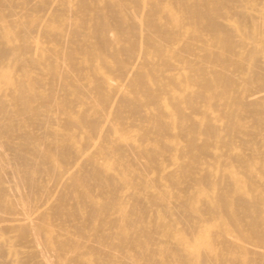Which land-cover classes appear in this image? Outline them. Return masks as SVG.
<instances>
[{"label":"bare ground","instance_id":"obj_1","mask_svg":"<svg viewBox=\"0 0 264 264\" xmlns=\"http://www.w3.org/2000/svg\"><path fill=\"white\" fill-rule=\"evenodd\" d=\"M41 1L34 22L0 13V255L253 264L236 261L229 225L264 213V0ZM207 224L239 256L219 259Z\"/></svg>","mask_w":264,"mask_h":264},{"label":"rangeland","instance_id":"obj_2","mask_svg":"<svg viewBox=\"0 0 264 264\" xmlns=\"http://www.w3.org/2000/svg\"><path fill=\"white\" fill-rule=\"evenodd\" d=\"M12 1H14V0H12ZM25 1L27 2L28 0H24V1H23V0H15V1H14V2H15V3H14L15 5L12 3V4L14 5V7H13L12 4L10 5L9 8H8L7 6H4V7L6 8L7 12L10 11L9 13H11V12H12L11 10H13L12 8L15 9L16 7H19V6H20V7H19L20 10H18V8H17L18 12H17V10H13V12H12L13 14H14L15 12L18 13V14L15 13L14 17H15L16 20H18V21H20V22H22V21L24 22V19H26V17H27V19H29L28 17L32 18V19H29V20H30L31 22H32V21L34 22L35 19H36L37 17H38V18H42L41 16H44V15H42V14H45V15L49 14L48 10L45 11V12H44V11L42 12V10L40 9L39 11L42 13V14L40 13L41 16L38 15V16L35 17V15H36L37 13L39 14V12H37V10H35V9H36V8H35V5L37 4V3H36V0H32V3L30 2L31 0H29V2H30L31 4H29V2H27L28 4H26V7H25V5H22V4H25V3H26ZM37 1L39 2V1H41V0H37ZM42 1H44L43 4L46 3V4H45V7H46L50 2H51V5H53V4H54V5H57V4H60V3H61V0L58 1V2H57L56 0H54L53 2H52V1H48V0H46V1H45V0H42ZM42 1H41V3H42ZM247 1H248L249 3H251V0H250V1L247 0ZM252 1H253V0H252ZM256 1L259 2V0H256ZM262 1H263V0H262ZM47 2H49V3H47ZM245 2H246V1H245ZM17 3H18V4H17ZM19 3H20L21 5H19ZM34 3H35V4H34ZM16 4H17V5H16ZM244 4H245V3H244ZM246 4H248V3H246ZM29 5H30V7H29ZM51 5L49 4L48 6H51ZM248 5H249V4H248ZM11 6H12V8H11ZM245 6L248 7V9L251 8V9H249V10L247 9V11H248L250 14H252V16H253L254 14H255L254 16H257V14L259 13L258 11H260L259 8H258L257 6H255V5H254V6H252V5H250V6L245 5ZM4 7H1L0 9H2V8H4ZM27 7L31 8V10L36 11V12H33V13L31 14L33 17H31V15H30L31 12H28V8H27ZM32 7H34L35 9H34V8L32 9ZM252 7H253V8H252ZM256 7H257V8H256ZM260 7H261V5H260ZM5 8H4V9H5ZM24 8L27 9V10L24 11V10H23ZM10 9H11V10H10ZM44 9H45V8H44ZM254 9H256V10H254ZM8 10H9V11H8ZM21 10H23V12H25V13H28L30 16H29V15L27 16V14L21 13V14L23 15V18H21L20 15H19L20 12H21ZM31 10L29 9V11H31ZM3 11H4L3 9L0 10V13H2ZM14 11H15V12H14ZM253 11H255V12H253ZM7 12H6V14H5V13H2V14H3L4 16H5V15H8ZM34 13H35V15H34ZM10 15H11V14H10ZM10 15H8L7 17L5 16L6 21H9L10 19H11V20L14 19L13 15H11V16H10ZM67 15H69V14H66L64 18H67ZM16 16H18V17H20V18H17ZM24 16H25V17H24ZM8 17H11V18H10V19H7ZM44 17H45V16H44ZM34 18H35V19H34ZM69 18H70V17H69ZM5 19H4V21H5ZM27 19H26L25 21H28ZM70 19H71V18H70ZM11 20H10L9 22H7V23L10 24ZM36 20H37V19H36ZM39 20H40V19H39ZM6 21H5V22H6ZM18 27L21 28L20 26H18ZM18 27H17V28H18ZM17 28H16V29H17ZM19 28H18V29H19ZM18 29H17V30H18ZM33 34L35 35V33H32V35H33ZM34 35H33V36H34ZM65 38H66V37H65ZM65 38H60V40H58V45H57V46H59V47L65 46V45H66V43L64 44V42H66V41H65ZM61 42H62L63 44H62ZM48 44H49V46H52V47L56 45V44H52V43H49V42L47 43V45H48ZM59 44H60V45H59ZM6 62H7V61H6ZM6 62H5V63H6ZM111 82H113V81H111ZM221 107L225 108V107L223 106V102H221ZM219 108H220V107H219ZM223 108H220L219 110L221 111V110H223ZM228 109H229V108H226V110H228ZM45 120H46V118H45ZM221 120H224V119H221ZM217 121H218V122H216L217 125H221L222 123H223V124H222L223 126L225 125V124H224L225 120H224V121H221V123L219 122V119H218ZM219 123H220V124H219ZM223 126H222V128H221L222 130L219 129V130L221 131V133L224 132V130H223L224 127H223ZM218 127L220 128L221 126H218ZM42 129H43V128H42ZM42 129H41V130L39 129V130H38V133L41 135V134L44 132V135H45V134H46L45 132L47 131V129H45V131L42 130ZM222 131H223V132H222ZM224 133H225V132H224ZM224 133H223V134H224ZM224 136H226V133L224 134ZM221 137H223V135H222ZM245 139H246V138H245ZM243 148L246 150V146H245V147L243 146ZM245 150H244V151H245ZM220 151L222 152V155H223L224 151H222V150H220ZM220 151H216L217 154L221 155V153H219ZM244 151H243V152H244ZM225 152H226V151H225ZM231 152H232V151H231ZM244 153H246V151H245ZM227 154H230V152H229V153L227 152V153H225L224 155L226 156ZM222 155H221L220 157H221V158L223 157V158H222V160H221L220 162H224L223 160H226V157H224V155H223V156H222ZM221 158H220V159H221ZM220 159H219V160H220ZM225 162H227V160H226ZM227 166H228V165H227ZM221 168H224V169H222V171L219 170V172H220L221 174L223 173V175H226V174H227V173H226V172H227V169H229V167H226V168H225V166H221L220 169H221ZM138 171H140V168L138 169ZM141 171H142V170H141ZM141 171H140V172H141ZM228 171H229V170H228ZM228 173H229V172H228ZM218 175L220 176V174H218ZM221 176H222V175H221ZM31 189H33V187L29 188V190H28L29 192L27 191L28 194L31 193L30 195H32V190H31ZM260 189H261V188H259V190H260ZM259 190L257 189V190H256V191H257L256 193H258ZM260 191L262 192V190H260ZM121 192H122V191H119L120 194L125 193V191H123V193H121ZM254 192H255V191H254ZM254 192L252 193L251 197H252V196H253V197H255V196L257 197V196H259V195H258L259 193L256 195V193H254ZM261 192H260V195L262 194ZM30 195H29V197H30ZM263 195H264V194H262V195L259 196V197L262 198ZM31 197H32V196H31ZM256 197H255V198H256ZM257 198H258V197H257ZM30 199H31V198H30ZM30 199H29V200H30ZM259 199H260V198L257 199V202H258V205L256 206V212H257V213H260V212H261L260 207H261L262 210L264 209V203H261V202H264V198L262 199L261 202H260ZM31 200H32V199H31ZM262 204H263V206H260V205H262ZM257 207H258V208H257ZM258 210H259L260 212H259ZM263 211H264V210H263ZM263 211H262V212H263ZM244 213H245L246 216L243 217V218H244V221H243L244 224L242 223L243 225H242V224H240V225L238 224V223H241L242 220H243L241 217H240V218H241L242 220H241V219L236 220V221H238V223H236V222H232V223H234V224L236 223L235 225L231 224V226H233V227H235V228H233V227H231V226L229 225L230 230H231V231H229V232L234 233V236H235V237H233L232 234H230V235H232V236L229 235V236H230V239H231V241H232L231 244H233L232 246H234V248H238V247L241 246V245H242V247L244 246L243 248L240 247V248H242L241 251H240V248H238L239 250L236 249V250L239 252L238 254L243 253V254H240V255H241L240 257L243 258V259H241V258H237L236 261L239 262V263H241V262H243V261H244L245 263H249V261H252V259H253V257H254L253 261L255 260V262H250V263H253V264H264V257L262 256V257H263V260L261 259L262 257H260V256L263 254V253L261 254V252H262V251L264 252V250L262 249V248H264V245L262 246V243H264V242H262V240L264 241V237H263V235H264V229L261 228V225L264 224V223H262V222H261L262 220L260 219V218L263 217V214H264V213H260V215H259L260 218H258L257 214H255L256 217L258 218V219L256 218V219H257V222H258V223L260 222V225L258 224V227H257V228L260 227V228H259V231H260V229H261V231H260L261 233H260V232L258 233V229H257L256 227H255V228H254V227H251V225H252V224H251V223H252V219H251V217H249L250 215L247 214V212H242V213L240 214V216H243ZM242 214H243V215H242ZM247 215H249L248 217H249V219H251V222H249V219H247L248 221L246 222L245 219H246ZM261 216H262V217H261ZM259 219H260L261 221H258ZM245 222H246L247 224H246ZM263 222H264V220H263ZM204 224H206V223H204ZM245 225H246L249 229H248V228L246 229V226H245ZM248 225H249V226H248ZM242 226H243V227H242ZM262 227H264V226H262ZM200 228H201V231H202V235H203V237H204V240H208V239H210L209 241H213L212 238H211V237L213 236V233L210 234V231H211V230L214 231V229H217L216 231L219 230V232L221 233L220 228H219L218 226H213L212 224H207V225H205V226H204V225H200ZM218 228H219V229H218ZM231 228H233L234 230H232ZM250 228H252V229H251L252 232H251ZM244 229H245V230H244ZM254 229H255V230H254ZM204 230H205V231H204ZM236 230H237V231H236ZM239 230H240V232H239ZM246 230H248L249 233H248ZM249 230H250V231H249ZM256 230H257V231H256ZM207 231H208V232H207ZM212 231H211V232H212ZM233 231H234V232H233ZM254 231H255V232H254ZM206 232H207V233H206ZM235 232H237V233H235ZM238 232H239V233H238ZM245 232L247 233V235H245V234H246ZM250 232H251V233H250ZM262 232H263V234H262ZM208 233H209V235H208ZM241 233H242V234H241ZM255 233H256V234L258 233L259 235L255 236V235H256ZM237 234H238L239 236H241L242 238L236 237ZM250 234H251V235L253 234V235L250 236ZM260 234L262 235L263 239H259V236H261ZM242 235H243V236H242ZM248 235H249L251 238H250ZM155 236H156V235H154V237H155ZM206 236H207V237L209 236L210 238H206V239H205ZM245 236L249 237L251 240H252V237L254 236L255 238L253 237V239L255 240V243H256L257 245H254V244H253V243H254V240H252V241L249 240V241H248V240H247V237H245ZM214 237H215V236H214ZM231 237H232L233 239H232ZM244 237H245V239H244ZM220 238H221V239H220ZM238 238H239V239H238ZM257 238H258L259 240H258ZM215 239H217V240H215ZM222 239L224 240V236H223V237H218V238L215 237L214 240H215L216 242L213 241L214 244H216V243H218V242H222V243H221L222 246L219 245V243L216 244V245H213V246L215 247V251L218 249L219 246H221V248H220L219 250H217L216 253H217L218 255H220V254H221V255L225 254V256H226L227 253H230V252L232 251V250H230V249H231L230 247H232V246H229V244H226ZM241 239H242V241H241ZM246 240H247V241H246ZM233 241H234V242H233ZM258 242H259V243H258ZM188 243H191V242L188 241ZM188 243L186 242V243H184L185 245L182 244V245L180 246V248L183 249L182 252L185 250V251L188 253V251H192V248H191V247H194L193 249H195V252L197 253V252H198L197 250H199V249L196 247V245H195L194 243L188 245ZM250 243H251V244H250ZM225 244L227 245V247H225ZM231 244H230V245H231ZM235 244H236V247H235ZM258 244H259V245H258ZM193 245H194V246H193ZM253 245H254V246H253ZM187 246H188V247H187ZM189 246H191V247L189 248ZM216 246H217V249H216ZM237 246H238V247H237ZM257 246H258V249H259V251H260V253L258 252V254H260V255H257V253L255 254V251L253 250V249L257 250V249H256ZM152 247H153V246H152ZM185 247H186V248H185ZM261 247H262V248H261ZM188 248H189L190 250H189ZM228 248H229V250H227ZM234 248H232V249H234ZM249 248H250V249L253 248V249L250 250ZM260 248H261V249H260ZM221 249H222L223 251L225 250V252H224V253L221 252ZM248 249H249V250H248ZM244 250H245L246 252H244ZM247 250H248V251H247ZM122 251H125V252H126V251H128V250L123 249ZM185 251H184L183 253H185ZM193 251H194V250H193ZM193 251H192L191 253H195V252H193ZM234 251H235V250H234ZM237 251H235V252H237ZM249 251H254V253L251 252V253L249 254V253H248ZM257 251H258V250H257ZM257 251H256V252H257ZM128 252H129V251H128ZM219 252H220V254H219ZM6 253H7V252L5 251V253H3L2 255H0V264H18V263H15V262L13 261L14 256L12 255V253H7V254H6ZM187 253H186V254H187ZM233 253H234V252H233ZM233 253H230V254H229L230 257H227V258H226V257H222L221 255H220V257L217 255V257H218L219 259L223 258L224 260H228V259L230 260V259H231L232 257H234L235 254H236V253H235V254H233ZM186 254H185V255H186ZM232 254H233L234 256H231ZM238 254H236V257H237ZM251 254H253V256H252ZM254 254H255V255H254ZM6 255H9V258H7ZM215 255H216V254H215ZM229 255H227V256H229ZM242 255H243V256H242ZM1 256H3L4 258H1ZM238 256H239V255H238ZM258 256H259V257H258ZM236 257H234V258H236ZM251 257H252V258H251ZM257 257H258V258H257ZM238 259H239V260H238ZM248 259H249V260H248ZM258 259H259V260H258ZM233 260H234V259H233ZM240 260H242V261H240ZM247 260H248V261H247ZM260 260H261L262 262H261ZM246 261H247V262H246ZM11 262H13V263H11ZM22 262H23V261H22ZM244 262H243V263H244ZM26 263L29 264L30 262H24L23 264H26ZM205 263H206V262H205ZM207 263H208V262H207ZM226 263H227V262H226ZM228 263H229V262H228ZM20 264H22V263L20 262ZM30 264H31V263H30ZM105 264H106V263H105ZM167 264H168V263H167Z\"/></svg>","mask_w":264,"mask_h":264}]
</instances>
